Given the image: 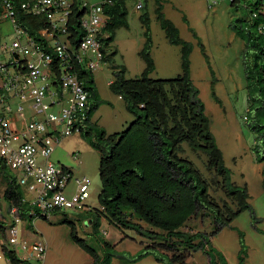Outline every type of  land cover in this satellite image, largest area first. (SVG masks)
<instances>
[{
    "label": "trees",
    "instance_id": "trees-1",
    "mask_svg": "<svg viewBox=\"0 0 264 264\" xmlns=\"http://www.w3.org/2000/svg\"><path fill=\"white\" fill-rule=\"evenodd\" d=\"M127 0H112L104 6L106 23L100 35L103 49L114 41L117 29L128 27ZM156 1V12L161 27L169 41L182 46V72L172 78H153L155 61L151 55L152 37L147 13L141 16L146 26V42L140 51L146 66L139 77L128 78L126 67L116 71L110 87L126 101V108L134 119L119 132L109 133L92 120L95 111L110 103L101 96L95 82L94 71L84 63H77L73 69L88 91L87 114L89 123L81 130L82 136L100 153L99 173L101 191L99 207H89L79 213L80 220L91 227L89 239L96 242L100 251L87 238L79 234L77 223L63 212L62 223L67 224L70 239L93 258L92 264H113L118 257L123 263H135L150 254L166 264H190L185 251H202L209 257L210 264H230L227 257L214 246L211 237L223 227L230 225L239 215L251 208L250 193L246 185L234 182L232 170L226 164L223 150L211 128V119L201 90L192 78L190 56L193 43L180 35L179 28L166 16L163 0ZM238 1V0H237ZM264 0H245L241 4L230 2L235 10L243 13L239 24L233 25L246 48L253 54L252 63L245 62L247 87L249 89L250 128L257 135L256 159L264 163V36L258 24L264 20V13L252 19L254 9ZM81 2L76 0L66 23L68 37L77 48L83 29L80 17L83 14ZM20 21L30 35L50 49L48 40L38 29L46 25L44 16L20 15ZM205 51V48L203 47ZM208 57V54L206 53ZM106 60L110 55L105 54ZM214 84V81H213ZM214 97L219 100L216 92ZM184 143L195 152L206 154V169L211 178L196 163L185 157ZM0 183L4 187V198L23 220L33 224L36 217L48 218L26 197V188L18 183L17 174L0 158ZM264 188V167L263 181ZM221 192L222 196L213 193ZM219 195V194H218ZM57 208L52 213L60 212ZM204 220L209 217L214 225L211 232L186 230L192 218ZM103 219L122 229L135 231L148 240L145 249H161L160 255L144 251L133 257L122 254L115 243L104 238L101 224ZM241 238L239 264H246L244 234ZM7 236L5 221L0 219V240ZM12 264H23L15 251L9 250Z\"/></svg>",
    "mask_w": 264,
    "mask_h": 264
},
{
    "label": "rangeland",
    "instance_id": "rangeland-1",
    "mask_svg": "<svg viewBox=\"0 0 264 264\" xmlns=\"http://www.w3.org/2000/svg\"><path fill=\"white\" fill-rule=\"evenodd\" d=\"M126 5L129 12V26H121L117 29L114 41L106 46V53L110 55V59L101 63L94 71L99 92L110 103L101 105L95 111L93 119L99 125L106 127L109 133L126 129L134 119L133 113L126 108V101L112 91L110 81L114 79L116 71L123 66L126 67L125 74L128 78L141 76L146 66L144 58L140 55L146 42V26L141 20L144 13H147L150 20L151 55L155 61V69L151 77L172 78L182 72V46L169 41L158 19L156 1L127 0ZM163 5L166 16L179 28L180 35L193 43L190 56L192 78L201 90L206 112L211 119L212 131L223 150L226 164L232 170L234 182L246 185L250 193L251 208L211 237L212 242L215 247L223 251L230 264H239L241 238L238 230H240L244 234L246 264H264L262 185L264 163L256 159L258 135L250 128L252 121L248 112L250 100L245 73V62L251 64L253 54L232 27L239 24L238 17L243 12L235 11L229 0H219L217 3H213V0H163ZM13 31L14 26L10 20L0 22V38L6 39V35ZM213 91L216 92L219 100L214 97ZM19 102L23 100L13 98L12 106L15 108ZM23 104L28 119L32 116L43 117L30 107V102ZM14 124L16 125V122ZM183 145L182 154L193 160L211 178L212 174L206 169V154L193 151L187 143ZM76 154L78 158L75 157ZM50 159L55 164L68 167L74 172L73 180L67 190L70 194L77 188L76 178L87 177L90 180V197L86 203L89 207H99L98 195L102 187L99 173L100 153L81 133L74 132L64 136ZM213 193L222 196L220 191L213 190ZM3 194L4 187L0 183V219L5 221L6 226H10L14 214ZM26 197L33 200L35 193L27 191ZM63 212H67L69 218L77 223L79 234L88 237V242L102 251L96 242L89 239L88 233L91 227L87 225L88 222L80 220L81 210L72 208L51 213L48 218L36 217L29 227L27 220L20 219L19 240L29 239L47 243L43 264H92L91 255L70 239V227L61 222ZM101 229L104 238L115 243L117 249L128 257L144 251H153L160 255L159 248L146 250L148 240L133 230L122 229L107 219H103ZM185 229L190 231L201 229L209 233L214 229V225L209 217L203 220L199 215L192 218ZM0 241L2 243L3 239ZM185 254L188 255L187 261L190 264H210L209 257L202 251H185ZM0 264L12 263H9L4 256L0 259ZM113 264L166 263L157 261L154 254H150L135 263H123L115 257Z\"/></svg>",
    "mask_w": 264,
    "mask_h": 264
},
{
    "label": "built area",
    "instance_id": "built-area-1",
    "mask_svg": "<svg viewBox=\"0 0 264 264\" xmlns=\"http://www.w3.org/2000/svg\"><path fill=\"white\" fill-rule=\"evenodd\" d=\"M75 1L0 0V22L10 20L14 26L6 39L0 38V158L17 174L18 183L35 193L32 205L48 216L57 208H89L90 180L76 178L77 188L68 193L73 173L55 164L50 156L64 136L80 133L89 123L88 91L73 69L84 63L95 71L104 62L106 52L100 35L106 23L104 6L112 0H79L84 11L80 17L83 35L77 48L66 25ZM229 1L241 4L245 0ZM260 12L264 13V2L253 10L251 18H258ZM21 14L44 16L46 25L38 31L50 49L28 33ZM258 30L264 36V20ZM13 98L30 102L43 117L28 119L23 102L14 108ZM39 157L45 161L40 162ZM11 208L14 219L7 226L6 238L0 241V259L5 256L12 263L7 252L13 250L23 264H43L47 243L20 241L18 223L22 218L16 207Z\"/></svg>",
    "mask_w": 264,
    "mask_h": 264
},
{
    "label": "crops",
    "instance_id": "crops-1",
    "mask_svg": "<svg viewBox=\"0 0 264 264\" xmlns=\"http://www.w3.org/2000/svg\"><path fill=\"white\" fill-rule=\"evenodd\" d=\"M120 97V96H119ZM121 98V97H120ZM103 105V104H102ZM92 120L94 121V119H93V117H92ZM106 130H107V128L106 127H104ZM108 131V130H107ZM109 132V131H108ZM112 132V131H111ZM61 142V141H60ZM59 142V143H60ZM59 143H57L56 144V146L59 144ZM56 148V147H55ZM78 158V157H77ZM39 160L41 161V160H43V161H41V162H44L45 160H44V158H42V157H39ZM71 170V169H70ZM72 171V170H71ZM72 173L74 174V172L72 171ZM74 176V175H73ZM0 178H1V175H0Z\"/></svg>",
    "mask_w": 264,
    "mask_h": 264
}]
</instances>
